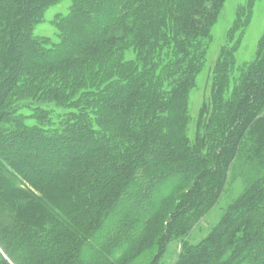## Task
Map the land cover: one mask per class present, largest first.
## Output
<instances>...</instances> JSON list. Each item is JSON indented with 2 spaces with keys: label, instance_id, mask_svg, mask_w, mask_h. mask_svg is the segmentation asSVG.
Masks as SVG:
<instances>
[{
  "label": "trees",
  "instance_id": "trees-1",
  "mask_svg": "<svg viewBox=\"0 0 264 264\" xmlns=\"http://www.w3.org/2000/svg\"><path fill=\"white\" fill-rule=\"evenodd\" d=\"M54 1L0 0V215L22 219L27 231L0 224L2 249H61L77 237V220L83 231L91 217L101 221L132 202L136 211L125 219L142 216V229L170 195L144 205L142 193L151 192L139 183L140 166L168 165L186 178L197 173L185 195L189 205L211 174L212 166L197 170L199 154L183 138V107L175 104L191 85L192 61L203 54L200 44L222 0H73L54 20L56 41L34 36L41 9ZM258 73L247 90L253 94L263 84V99L264 65ZM171 74L182 78L163 89ZM251 105L242 97L219 114L209 127L218 142L260 120ZM237 135L217 146L214 163L223 149H235ZM261 207L252 204L251 214ZM242 208L228 219L244 216ZM131 233L123 241L128 248ZM219 241L210 253L222 247L233 255L222 236ZM258 250L251 261L264 264V249ZM206 255L185 260L210 264L202 261Z\"/></svg>",
  "mask_w": 264,
  "mask_h": 264
},
{
  "label": "rangeland",
  "instance_id": "rangeland-1",
  "mask_svg": "<svg viewBox=\"0 0 264 264\" xmlns=\"http://www.w3.org/2000/svg\"><path fill=\"white\" fill-rule=\"evenodd\" d=\"M72 2L57 0L43 7L33 25L34 36L56 41L54 20L66 14ZM200 49L202 56L192 61L197 65L191 85L185 87L183 99L175 104L183 107V138L190 149L198 151L197 170L212 166L211 174L196 188L197 200L190 199L193 204L189 205L185 197L197 173L186 178L168 169V165L140 166L136 170L139 183L151 192L142 193L144 205L158 204L170 195L145 227L141 229L142 216L125 219L136 211L138 204L132 202L115 208V213L112 211L101 221L91 217L94 223L83 231L82 221L77 220V237L74 241L72 237L73 244L65 239L68 245L61 249L0 247V264H189L185 259L206 251L210 256L202 261L208 259L210 264H253L251 258L258 249H264V190L260 192L264 189V98L258 93L263 84L253 94L247 86L255 83L264 65V0H222ZM180 78L171 74L164 79L163 89H173ZM170 82L171 86H167ZM242 97L250 100L260 120L252 122L241 136L237 135L241 133L238 127L218 142L217 134H212L209 127ZM22 111L29 113V108ZM236 135L239 138L235 149H223L214 163L217 146L225 140L230 143ZM155 175L160 178L152 179ZM255 203L262 207L251 214ZM241 208L246 212L244 216L237 214L228 219L229 212ZM0 224L20 230L21 235L27 232L24 221L10 212L0 215ZM131 231L136 234L128 248L123 241L133 235ZM221 236L224 248L234 249L233 255H227L222 247L220 253H210L219 249Z\"/></svg>",
  "mask_w": 264,
  "mask_h": 264
}]
</instances>
